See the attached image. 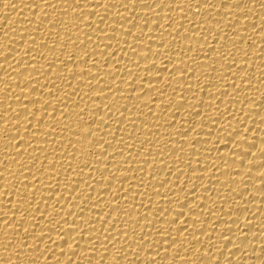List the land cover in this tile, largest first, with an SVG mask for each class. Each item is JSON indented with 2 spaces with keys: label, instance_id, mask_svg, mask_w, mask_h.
Wrapping results in <instances>:
<instances>
[{
  "label": "bare ground",
  "instance_id": "obj_1",
  "mask_svg": "<svg viewBox=\"0 0 264 264\" xmlns=\"http://www.w3.org/2000/svg\"><path fill=\"white\" fill-rule=\"evenodd\" d=\"M0 264H264V0H0Z\"/></svg>",
  "mask_w": 264,
  "mask_h": 264
}]
</instances>
